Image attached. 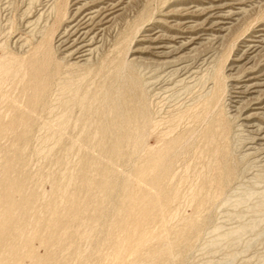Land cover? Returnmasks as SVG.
Segmentation results:
<instances>
[{
	"label": "bare ground",
	"instance_id": "1",
	"mask_svg": "<svg viewBox=\"0 0 264 264\" xmlns=\"http://www.w3.org/2000/svg\"><path fill=\"white\" fill-rule=\"evenodd\" d=\"M199 1L204 6L205 5L206 6L205 7L203 6L204 7L203 8L202 6L197 5L198 7H202L199 10V8H197L195 5L194 6L196 7V9H193V7L188 8L190 6L189 5L188 7L187 6L185 7V9L187 8L185 11L188 14H190V12L195 13L197 16V17H195V19H202L203 18L202 19L203 21L202 22L199 21V23H196L193 20H187L188 19V17H187V19L185 18L184 21H182L181 23L180 22L177 23L183 29L185 28L188 30H193L190 33L188 31L186 32L187 34L180 32L181 33L180 35L174 34L175 36L170 35L171 37L165 36L166 38H164V35H166V34H164V33H163V35H162V33L160 34V32L157 31V29H156L158 26L155 28L156 30L152 26H150L151 24H148L149 26L145 25V26H142L139 28L138 31H139V33L140 32L141 33H140V35L137 34V35H139V38L137 37L138 38L137 43H139L141 45L145 44L146 47L144 46V48H142V50L150 53L153 56L152 59H154L153 61H152V59L150 61H152V63L156 62L160 66H163V68H164L163 70H165V67L167 68V67H170L171 65L172 66L174 64L176 65L177 63H176V61H174V59L176 58L177 55L180 56V57L177 56L178 60L183 55H185L186 52L184 50L191 49L195 44H198V42L200 44V42L202 40H204V37L206 36V34H204V32L215 33L216 37L218 36L219 38L221 35L225 34L226 32L227 33H229L228 31L231 32L232 30H230V29H231V26L233 25V23L237 20H238L237 22H239L240 17H242L246 12L245 11L246 10V7H245V1L246 0H198V2ZM256 1L260 2L262 0H259V1L256 0ZM70 2H71L70 3L71 5H70L69 9L65 10L66 12L62 14V15L65 14V16H64L65 19L62 23L63 24L62 31L59 33V35H57L58 36V38H57L58 44L57 43L56 44L59 45V47L62 49V51H64L63 55L66 57V55L68 54L69 56L68 55L67 56L71 60L70 61L71 63L68 61L69 66H67V67H69V68H67L65 65L64 66L67 69H70L71 66L79 67V69H80V68H82L81 66L86 67L88 65V64H86L87 62L90 63L89 59L91 58L94 50L97 49V44L99 43L98 42L99 37L103 38L101 36V34L105 33L104 30L108 29L109 26H112V23L114 22V20L116 18H118L122 9L125 10L124 7L127 6V5H125V3L128 2V0H71ZM257 2H255V3H257ZM192 3H194V1ZM127 4H129V2ZM189 4H191V3H189ZM66 5L68 6L69 4H66ZM183 10H184V8H183ZM184 16L185 15H183V17ZM152 18H154V17H152ZM189 18L192 19L191 17H189ZM259 22L260 21L255 23V25L251 28L252 31L249 35L242 38L241 44L238 45L239 48L236 50L237 51L235 53L236 55H234L235 58L230 59L231 61H230L229 65L227 64L228 65L227 68H225V65L221 64L220 62H218L217 65L214 66V67L217 66L216 69L213 67L215 70V71L212 70L213 75H211L212 76L211 79H213V81H212L213 85H210V84L208 85V86H212V88L210 89V87H209V91L207 90L208 91L207 93L205 91L204 93H206V94L201 96V97L199 95H200V93L202 95L203 91H201V92L199 91V94L194 91L195 92L194 96L198 95V97H197L198 99L194 98L195 99L194 104L193 105L191 104L192 105V106L190 105L191 108H189V110H186L185 113L180 112L181 115H179V119L184 118L183 119V120H185L184 123L186 122V120L188 121L189 117H190V119L192 118L193 121H195L197 123L198 122L199 123L204 122V124H206V127H205L203 125V123L202 124L200 123V125H203L202 127H205V129L203 128L204 129L203 132L201 131L203 129H201L199 131V129H197L195 126H193L196 128L195 130L202 132L200 138H201V140H204L206 144H204V142H200V144H201V147H202V144L207 146V148L204 147V148H206L205 151L203 149L198 148V147H200L199 144H197V145H199L198 147L195 144L197 148L196 147L194 148V145H192L195 143V142H193V139L196 141V139H197L196 135L199 132L196 134L197 131L193 132L192 131L193 128L191 129V126L189 128L188 127L189 125L188 124L186 125V123H185V126H184V124H183V126L184 127L187 126L186 129L188 128V129H190V131H192V132H190V131L187 132L185 128L183 129L182 126H180L179 121H181V120L177 119V121L179 120L178 121L179 123L176 121H173L178 117L175 115V113H173L174 115H172L173 116L172 118H175V119L171 118L172 123L176 122L175 125L179 124L178 126H180L183 129V131L180 127H178V128H180V130H179L175 126H172L173 124H171V126H172L171 129H173V128H175V130L178 129L182 133L185 130L187 132V134L180 135L177 132H175L174 135L177 133L179 136H176L177 134L175 136H173V135H171L173 132L170 134V132L166 131V132H168V134H166L167 137L169 136V134L173 137L170 136L171 137L170 139H165V140H164V138H161L164 140V141L161 140V141H163V143H161V142L159 143L162 146L160 145L161 146L160 147L157 144L160 148L157 149V147H156V149L154 151H151L150 153H148V156L146 158H144L142 156H140L141 158L137 157L138 161H135V163L137 162V164L132 168V172H131L132 174L130 173V175H132V177L127 176L126 179H123L121 191H122V193H124V195L116 194L118 192V189L116 187H120V185H118L120 180L118 181V183L115 182L117 180H115V181L113 180V178L116 179V177H115L116 176L115 175L116 174L115 173L116 172L115 165L119 162V160H121L120 158H122V156L127 153L126 151L128 150V148H132V152L135 151L137 153V155H138V153L139 154L143 153V152H141V150L143 148H146L144 146L143 139H142L143 132L147 128V126L149 127L150 120H151V118H150L151 114L149 113L150 107H147L148 105H146V103L148 104V102H147L148 99H145L144 89L146 88V85L144 88L143 87L144 83L142 85L140 80L137 78L138 76L136 77L134 75V72L136 74V71H134V67L136 66L135 64L138 61L137 60L138 58L136 56H134V54L137 53L138 50H140V51H142V50L141 49H135L134 51H132L131 55L129 54L130 56L128 55L130 57V59L127 57L129 60H124V58H123L122 60L119 61L118 64L116 62L117 65L115 64V67H114L115 72L113 73V75L110 78L111 80H113L115 82L111 81L113 83L112 84L110 82L112 84L111 87H109L111 85L109 83L110 84L109 86L99 87L100 89L98 88L95 92H92V90H91L92 88L91 89H88L87 87L85 88V86L83 84L85 81V75H86L85 73H87V74L91 73L92 69H90V67L87 66L88 69H90V71L87 70L86 69L87 67H86V68H84V70L86 69L85 71H88V72L82 73L81 75H83V76L76 75L77 76V77L75 76L76 78L74 76H72L75 74L71 75V73L73 72V73L78 74L77 70L75 72L72 69L73 71H71V72L69 71L70 73L68 72L67 75L70 74L73 78H71V77L68 78V77H66L67 76L66 75L65 78H68V79L63 78L64 80L61 77V76H63L62 70H61V76H60L61 79H60V77H58V78H59V82H61V80H63V82L58 83V84H61L60 86L57 84L58 80L55 79L56 80V83H55L56 87H57V85L60 87V88L57 87L60 89V90L58 89L57 91H59V93L62 94V95L58 94V96L60 95L59 99H58L59 105L58 106L56 104L55 105L57 107L61 108L60 109L61 112L59 111V109L55 105L51 104L52 106H55L54 108L58 109L55 111H59L58 113L60 115H59V117H57L58 114H56L57 116L55 115V117L57 120L55 119L54 122L44 125L46 127L45 129H47L48 131L50 130V131L48 133L49 135H46V139L43 138V143H41V141H40V143L44 146V144L47 145L46 141L51 140L50 142H52L54 140L57 145L55 144V142H52L51 143L52 145L54 143L57 147L59 145L65 152L69 151V149H71V147L68 148V145L65 144V142L63 141L64 132H65V130L68 129V126L70 125V121L72 118V112H73L74 107H78V111L79 112L81 111L80 112L81 117L79 119H77L76 123L82 124V126H84V127H87V125H90V127H94L93 133H91V135H85V137H87V139L90 141L92 140V142L93 141L97 142L96 146L98 147L97 148L98 150L95 149L96 146L94 149L96 151H98V153H96V154H99V155H97V157L95 156V158L90 156L91 158H93V163L89 167L88 166L87 167L90 171H92V173L93 172L98 173V176H97L98 178H96V180H92L91 182L89 181L90 183L89 182L86 183L85 181H83V179H81V181H77V182H80L78 184L80 187V190L79 191L76 190V192H73L72 195H70L69 194L70 192H68V194L70 195L69 200L61 202L59 204L58 203L55 204V203L50 202V205H49L50 208L48 210L46 208L44 209L47 211L40 212V213L36 214L33 218L29 217L31 220V224H32V221H34L33 222L34 226L32 227V229H29L26 232V227L28 226L26 215L29 212V208L31 206L35 205L36 203H38V200L40 198L45 199V196L43 195L44 198L39 197L38 193H35V191H34V190H36V188L34 187L35 189L32 190L33 186L31 188V191H28V187L31 184H28V186H27V183L30 182V180L34 177V174H33L32 178L30 177V179L28 180L27 177L23 176L24 172L21 169V166L24 164V149H25L24 146L27 147V145H24V144H26L27 138L25 135H23L21 133L19 135L16 134L19 136L20 140L23 142V143L22 142L21 143L24 146L22 145V148H20V150L15 152V155L13 157L10 158V157H8L9 156L8 155L4 159L3 164L0 165V173L4 177V179H2L3 184L0 182V184L3 185V189H1V186H0V219H2L4 221L5 226H6L5 236L8 235V238H0V241H1L2 245L7 247V249L10 246H11L10 248L14 249V255L12 256V258H14L16 263H20L19 258H21V257L19 255L22 254L23 256H26L28 259H30V261H32L33 264H71V262L69 263V261H67L69 259V257L67 258V256H66V259H65V255H70V253H71L70 251H72L73 249L71 248L72 250H65V248H67V247H65V245L63 243H66L71 238L72 239L70 241H72V243H73L74 239H76L79 236V235L77 237L75 236L78 233V232H76V230L77 231L79 230V232H80V229L76 228V230H75L74 225L76 227V224L74 223V220L75 219L77 220L79 218L82 220V217L85 218L87 216V215L83 216V214H81L82 211H80V209L82 210V205L86 204L88 202H91V201H95V202L99 201L98 202L99 204L96 207V211L97 210L103 211L102 213H100V216H98V218L104 219L105 218L104 213L105 212L108 213L110 211L107 209V207L111 203L109 205L107 204L108 205L107 207L105 206L107 203L106 201H108V199H110V198L113 199V201H114V203H113L114 206L112 208L115 210L114 211L115 214L113 213L114 215L113 216L111 215V217H110V219L112 220V223L110 221L111 224H110V226L108 225V228H107V229H109L107 237L104 238L101 241V243H104V245H105V243L108 242L107 240L109 238L110 246H111V248L114 249L113 254H114L115 258L114 257L113 258H114L115 262L113 261L114 262L113 264H135V262H137V261H139L140 264L141 263H144V264H162V260L164 258L171 257L173 255H176V256L180 255L181 252H183L182 250H185V248L191 247L192 238L197 236L199 234V232L202 231L204 223H199L198 220L191 217L192 219H187L185 221H184V219H182V221H184V223L181 225V227H179L178 229H175V230L170 229L171 227L169 228L167 226L166 228L162 229L159 232H154L153 228H154V223L156 222L157 218L164 217L167 214L168 210L170 208H172V206L175 203L178 202V199L180 197V192H179L180 189H179L178 185L177 186H175V185L168 186L167 183L172 184V183H170V180L173 179V176L176 177L177 173L173 172V166H175L174 163L180 162V160H177L180 157V154L183 151L184 152L186 151L185 152V153H187L186 155L183 153L182 154H183V156L189 157V155H191L192 153L190 154L188 152L192 148H194L195 150L200 149L201 151H204L202 153L199 150V152L202 153L203 157L206 158V161H207V159L209 160V162L207 161L209 164L207 162L205 163V166H206V164H208L207 165V172L204 174L205 171L203 169L202 170L204 172L202 170H200L199 171V176H200L199 180L200 181H199V183L197 182V184L195 185L194 188L193 187L191 188V191H190L191 193H189L190 196L188 195L189 198L191 199L190 201L192 202V203L190 202L191 204L189 203L190 205H192L194 203L196 206L195 208L199 212L207 204H210L211 202L213 203V201L216 198L221 196L223 199L222 203H224V204L231 203L233 206H235L237 208L242 207L245 209H246V207H243V206H245V205L248 206L247 204L250 205L251 200H255L254 204H253V202L251 203V204H253V206L252 205H250V206L254 209L253 211L258 212V213L261 212V214L259 213L260 215H258L259 217H257V216H255V218L252 217L253 220L251 222H249V224L248 223L241 224L237 228H235L233 230L231 229L230 231H226V232L221 231L220 232L219 231L220 228L217 229V226H216V228L214 229V227H213V229L215 231L214 233L216 234V236H214L215 237L214 240L208 242L209 245L207 244L208 245L207 247H209V248L213 247V248H211L212 251H213L214 247H217V248L219 247L218 249L220 250L223 246L222 244H225L226 246H224V247L229 248L228 246H230V249H231L230 252H232L231 247L236 248L238 245L241 244V242H242L241 237L246 236L247 233H252V232H257V233L259 232L260 233L261 230H259V228L262 225V223H264V207H263V205H264V191L262 193H258L257 191L251 189L248 191L246 190L245 193H243V195L237 199H233V197L231 198V196H229V197L226 196V198H223V196H225V192H226V188H227L228 184H232L231 182H234L233 178L237 174V166H236L237 164L233 160L234 158L232 157V153H233V151H232L233 149L231 150L232 146L229 144V142H227V140H228L227 138L229 137L228 136L229 129L227 126L228 125L227 123H229V122H227V120L230 117L226 120L225 115H227V114H225L223 112L225 108L227 109L226 104H225L226 107L224 106L225 108L222 110V108H223L222 107V103H223L222 99H224L225 90L227 89V87L225 88V85H224L225 81H223L224 78H226L225 77V73H226L225 69L227 71H229V73H227L229 75L230 73H232L231 71H233L235 69L237 70V68L239 69V67H240V69H241V67H243L242 69L245 68L246 72L243 75V78L239 79L240 77L238 78L237 75H234V76H236L235 78H238V80H236L235 82L233 81L234 82L233 84H231L232 83L231 82L230 84L232 86L229 85L231 87V89L229 92L230 95L228 96L229 97L228 106L230 108H234L236 104H238V103L241 104L240 102L246 101V102H244L245 105L243 108L239 107V104L237 105L238 108L243 109V111H241V112H243V114L241 116L242 117V121H241L242 123H240V124L245 126L247 128V130L251 131V133L253 134V140H254L255 144L257 143L258 145L264 147V57H262L260 60V57L264 55V54L262 55L264 50L262 51L261 56L258 55L259 49L264 44V22H260V23ZM144 23H145V21H144ZM172 25H174V24L169 23L170 27H172ZM160 27H161V25H160ZM232 27L234 28V26H232ZM182 28H180V29H182ZM201 31L203 34L200 33ZM245 32H247V31H245ZM50 35H51V37L53 36L52 34H50ZM211 35L213 36V34H211ZM226 35H229V34H226ZM245 35H246V33H245ZM241 36H243V35H241ZM51 37H50V39H51ZM126 37L124 38L125 40L128 38V37L127 38ZM209 37H210V34H209ZM207 38H208V36H207ZM221 38L219 41H221ZM225 38H226V36H225ZM222 39L224 40V37ZM101 40L102 39H100V41ZM207 40H209V39H207ZM50 41L49 42L47 41L46 46L43 43L44 46L43 47L40 46L41 48L39 47V49L33 54V56L30 57V59L25 63V65H27L25 68L28 69V71H26L25 75L28 76L29 78H31V82L29 83V86L25 90V92H26L27 89H29L28 92L30 93V97H29L28 102L30 103V106H31V110H30L31 112L24 113V114H20V112H19L20 115H15L9 124H7L6 126L4 125V129H3L4 131L8 130V132L11 131V132L17 133L16 131L18 128L23 127L27 124L30 125V129H31V127H32L31 123L33 122L32 112L34 109L37 108V105L39 104L40 101L43 102L45 100V98H44L45 94H48L47 92L49 90V87L51 88V86H50L51 74L49 72L48 67L52 63L51 61H52V50L53 49L51 48V44H50V47L48 46ZM133 41H135V40H133ZM135 42H133V43H135ZM56 44H54V45L57 46ZM53 48H54V46H53ZM56 49L58 50V48H56ZM182 51H184L185 53L184 54L181 53ZM191 51H192V49H191ZM260 51H261V49H260ZM95 52H96V50H95ZM180 53L183 55H180ZM127 54H128V52H127ZM127 54H125V55H127ZM186 54H188V52ZM256 54L258 55V59L260 60V61L258 60V62H256V60H257V58H255ZM53 56H55V55H53ZM53 60H55L54 57H53ZM57 60L55 62H57L59 64V62H58L59 60L58 61ZM141 60L142 59H140L139 61H141ZM184 60H186V59L184 58ZM226 61H225V63H227ZM13 62H16V61L15 60H5V59L0 60V74H2L3 76H6V77L16 75L18 73V71H20V68L22 67V65H21V63L19 64V70H18L12 65ZM179 63H181V62H179ZM182 63H183V60H182ZM85 64H86V66H84ZM60 65H62V64H60ZM105 65L106 64H104L103 66H105ZM182 65H180V66H182ZM54 66H56V64H54ZM100 66L98 68H100ZM137 66H139V65H137ZM179 67H177V69ZM57 68H59V67H57ZM64 68L62 66V69H64ZM71 68H74V67H71ZM98 68H96V69L99 71ZM183 68H185V66L182 67V70H184ZM79 69H78V72H79ZM100 69H101L100 71L103 72L104 69L103 68H100ZM161 69H162V67H161ZM175 69L176 68H174V69L172 68L171 70H174V71H176L177 74H179L180 72L178 73L177 70H175ZM188 69H189V67H188ZM240 69L238 71H240ZM242 69H241V71H242ZM55 70H57V69H55ZM59 70L60 69H58V71ZM106 70H108V69H106ZM171 70H169L168 73H171L170 72ZM63 71H66V69ZM82 71H83V69L80 70V72H82ZM178 71H181V70H178ZM238 71H236V72H238ZM95 72H97V71H95ZM101 72L98 74L101 75ZM104 72H106V71H104ZM190 72L191 71L189 69V73ZM194 72H193V74H194ZM236 72L235 73L233 72V73L236 74ZM242 72H244V71H242ZM109 73H111V72H109ZM64 74H65V72H64ZM188 74H186V75H188ZM195 74H196V72H195ZM57 75H58V72H57ZM105 75H106V73H105ZM211 76L207 77V75H206L207 81L206 80L205 81L208 82V78L210 79ZM229 77L231 78L232 76H229ZM180 78H182V77H179V79ZM183 78H184V76H183ZM187 78L188 77H185L184 79H187ZM230 78H228V79H230ZM87 79H88V77H87ZM203 79H205V76H202L201 81ZM228 79H225L227 83L229 82ZM181 81H183V80H181ZM181 81H180V83L182 85L183 83ZM188 81L192 82V80H190V79ZM195 81L196 80H194V82H192L193 88H194ZM205 81L201 85L199 84V85H197L198 87L197 86L196 87L199 88V86H200L202 88V89L201 88L200 89L203 90L202 85L203 84L207 85V83H205ZM187 82H185V84ZM196 82H198V80ZM192 83H190V84L188 83L189 87L187 86L188 84H186V87H188V90L191 89L190 86ZM199 83H201L200 79H199ZM209 83H211V82L209 81ZM227 83H225V84H227ZM105 84L107 85V83H105ZM185 84L183 86H185ZM206 85H204V87ZM193 88L189 91L187 90L188 93L190 91H193ZM187 91L185 90L184 93L185 92L187 93ZM65 94H67V95L65 96ZM189 94H191V93H189ZM61 96H62V98H61ZM192 96H193V94H191L190 97H192ZM194 99L192 98V100H194ZM58 100L56 99L55 101H58ZM49 102H50V100H49ZM50 103H48V104H50ZM56 103H58V102H56ZM190 103L191 102L189 101V104ZM226 103H227V101H226ZM48 104H46V105H48ZM40 106H43V105L41 104ZM52 106L50 109L53 110ZM229 107H228V109H230ZM79 108H80V110H79ZM40 109H42V108H40ZM50 109L47 110V112L50 111ZM236 109L237 108L235 107L234 110H236ZM43 110L46 111V109H43ZM239 110L236 112V114L239 112ZM231 112L233 113V111H231ZM78 113H76V114L79 117ZM49 114H50V112H49ZM236 114H233V115H236ZM35 115H36V113H35ZM230 116H231V113H230ZM78 117H76V118H78ZM185 117H187L188 119H186ZM73 119H74V117H73ZM166 119H165L166 122L169 121V122H167L168 125L165 123L164 119H161L162 121L161 120L160 121H154L152 119L153 120L151 122L152 128L154 125L153 123L158 122V123H160L159 127H160V125L165 123L169 129V127H170L169 124L171 123L170 118L168 117L169 120L168 119L166 120ZM74 121H75V119H74ZM191 122L188 121L187 123L191 124ZM193 125H194V123H193ZM242 125H240V126H242ZM38 126H39V123H38ZM151 126H150V128H151ZM156 126H157V124H156ZM166 126H165V130L167 129ZM28 127H26V128H28ZM90 127H88V128H90ZM161 128H162V126H161ZM35 129L37 130V128H35ZM83 129H85V128H83ZM153 129H155V128H153ZM171 129H169V131H171ZM165 130L163 129L164 132H165ZM164 132L162 134H164ZM161 133H159V134L161 135ZM146 134H148V133H145V135ZM159 134L156 135V133H155V135L158 136L159 138L165 135L164 134V135L160 136ZM199 136H200V134H199ZM83 137H84V135L82 137H80V139L79 138L78 139L79 140L84 139ZM249 138H251V137H249ZM78 139L76 141H78ZM44 140H45V142H44ZM201 140H199V141H201ZM197 141H196V143H197ZM219 141H221V143H219ZM48 144H49V142H48ZM76 144H77V142H76ZM191 145L193 147H191L190 149H187ZM43 146H42V148H43ZM249 146L253 147L254 145L253 146L249 145ZM256 147H258V146H256ZM245 148H246V146H245ZM247 148H248V145H247ZM260 148H258V149L260 150ZM262 148H261V150H262ZM47 149H48V147H47ZM124 149H126V151ZM194 149L191 150V152L192 151L194 152L195 151ZM39 150H38L39 152L42 151V153L44 154L45 151L43 152V149L39 148ZM63 150L61 151L62 153H63ZM145 150H147V149H145ZM245 150H247V149H245ZM34 151H35V149H34ZM196 151L194 153H198ZM39 152H34V157H37L38 155H36L35 153L39 154ZM249 152H251V151H248L247 153H249ZM194 153H193V155H194ZM25 154H26V149H25ZM127 154H129V153H127ZM130 154L132 155V153H130ZM130 154H129V156H130ZM144 156H146V155H144ZM183 156H182V158H183ZM46 157H47V155H46ZM46 157H45V159H46ZM263 157H264V154H263ZM29 158H30V155H29ZM49 158H51V157H49ZM134 160H137V159L134 158ZM182 160L184 161V158ZM49 161H50V159H49ZM58 161H60V160H58ZM176 161H178V162H176ZM86 162H89V161H86ZM118 166H117V168H118ZM26 167L27 166L25 165V168ZM27 168L23 169V170L27 171ZM41 169H43V168H41ZM119 169L120 168H118V170ZM204 169L206 170L205 167H204ZM44 171H46V170H44ZM43 172H41V173H43ZM38 173H39V170L35 176H37ZM47 173H48V171L45 173L46 175H44V174H42V175L47 177V175H48ZM110 173H114L115 176H110L111 175ZM173 173H175V175ZM94 175H95V173H94ZM180 176H181V174H180ZM180 176H178V177L181 180ZM50 177H49V180H50ZM39 178H41V176ZM81 178H82V176H81ZM184 178H185V176H184ZM186 178H185V180H186ZM35 179H37V178H35ZM42 179H45V178L43 177L39 181L40 182L44 181ZM46 180L48 181V178ZM173 180H175V178ZM176 180H178V179H176ZM197 180H198V178H197ZM134 181L136 182V186L135 187L132 186L133 188H131V183ZM182 181H183V179H182ZM259 181L264 182V177L260 178ZM67 183L71 184V180H69V182L66 181V184H62L58 180H54L52 182V185H53V188H55L57 191H64L66 193L67 192L66 190L69 187L68 186L69 184H67ZM176 183H177V181H176ZM40 184H42V183H40ZM26 186H27V190H26ZM35 186H36V183H35ZM39 188H41V186ZM116 189H117V191H116ZM37 190H38V187H37ZM115 191H116V193H115ZM113 194H116V195H114L115 197L113 196ZM17 195L19 196V198L16 197ZM47 197H48V195H47ZM47 197H46V199H47ZM111 199H110V202H111ZM50 200L48 198V200H47L48 203ZM187 200H189V199H187ZM68 204H71V207L74 208L73 212L71 211V207H70V205L68 206ZM94 206H96V205H94ZM250 206H248V207H250ZM68 207H70V208H68ZM88 210H89V208H88ZM105 210H108V211H105ZM241 211H245V210H240V212L236 213L238 215L237 217H239V218L244 214V212H241ZM110 212H112V211H110ZM97 214H96V216H97ZM110 214H112V213H110ZM194 214H197V213H194ZM43 215L45 217H47L46 222H44V220H43V217H42ZM194 216H196V215H194ZM108 217H109V215H108ZM198 217L199 216H197V218ZM84 218H83V220H84ZM94 218L95 217H93V219ZM242 218H243V216L241 217V219ZM91 220H92V218H91ZM174 220H175V218H174ZM99 221H101V220H99ZM99 221H97V222L95 221L96 224ZM180 221L181 220H179L177 223H179ZM177 223H175V225ZM96 224L95 223L88 224L89 226H91L90 227L91 230L89 232H91L93 230L94 231L91 233L95 232V230L98 227V226H96ZM168 225H170V224H168ZM72 226L74 229L72 228ZM71 228L73 229V231H75V232H72V235H73V233H76L74 235L75 237L73 236L70 238L71 233H69L68 236L70 239H67L66 242H64L65 241L64 237L67 236L68 230L69 229L71 230ZM85 229L87 230V228H85ZM89 232L87 231L86 233H84V231L82 229V232L80 233V235L82 233H83V235L84 234L86 235ZM22 235H27V237L21 238ZM88 235H93V234L89 233V234H87V236ZM10 238H12V240ZM63 238H64V240H63ZM170 238H175V239H170ZM36 240H38L39 243L45 248V251H46L45 255H39L37 253V249L34 246V242ZM153 242H156V245L152 248V250L145 251L144 247L147 244L151 245V243H153ZM70 244L71 243H69V241H68L67 246H71ZM38 246H40V245H38ZM38 246H37V248H39ZM61 246H62V248L65 247L64 250L66 251V253H65L63 258H62V256L60 257L62 259H59V258H57L56 255H58V253L60 252L59 248ZM224 247H223V249H224ZM62 248H61V250H62ZM69 248L70 247H68V249ZM234 250H233V252L236 251V253H237V250H235V251ZM86 251H87V249H86ZM98 251H99V249L97 250V252ZM72 252L78 253L77 251H72ZM62 253H64V251ZM229 253H228L229 259L232 256V254H234V256H232V258L236 256V253H231V255ZM72 255H73V253H72ZM129 255H132L134 257V259L132 260L133 262L129 261V259H128ZM167 260H168V258H167ZM110 262H108V263L110 264ZM89 263H85V264H89Z\"/></svg>",
	"mask_w": 264,
	"mask_h": 264
},
{
	"label": "rangeland",
	"instance_id": "2",
	"mask_svg": "<svg viewBox=\"0 0 264 264\" xmlns=\"http://www.w3.org/2000/svg\"><path fill=\"white\" fill-rule=\"evenodd\" d=\"M70 1L71 0H0V60H3V59L15 60L16 62H13L12 65L18 70H19V64L21 63V65H22V67L20 68V71H18V73L16 75L6 77V76H3L2 74H0V127L2 126L0 128V165L3 164L4 159L8 155H9L8 157L11 158L15 155V152H17L18 150H20V148H22L23 142L20 140L18 135L20 133L25 135L27 138V141H26V144H24V145H27V147L23 145L24 148L26 149V154H25V149H24V164L21 166V169L24 173L23 172L22 173H23V176L27 177L28 180L30 179V177L32 178V176L34 174V177L30 180V182L27 183V186H28V184H31L28 187V191H31V188L33 186L32 190H34L36 188V190H34V191H35V193H38L39 197H43V195L45 196V199L40 198L38 200V203L33 205L34 207L31 206L29 208V212L26 215L27 222H28V226L26 227V232L29 229H32V227L34 226V224H33L34 221H32V224H31V220L29 217L33 218L36 214L43 212V211H47L50 208V206H49L50 202L55 203V204H57V203L59 204L61 202L69 200V197H70V195L73 194V192H76V190L77 191L80 190V187L78 185L80 182H77V181H81V179H83V181H85L87 183L89 181L91 182L92 180H96V178H98L97 177L98 173H96V172L92 173V171H90L88 169V167L93 163V158H95V156L97 157V155H99V154H96V153H98V151H96V150H98L97 149L98 147L96 146L97 142L96 141L92 142V140L90 141L87 139V137H85V135H91V133H93L94 127H90V125H87V127H84V126H82V124L76 123L77 119H79L81 117V113H80L81 111L80 112L78 111V107H74L75 110L73 109V112H72V118H71L70 125H69L70 127L68 126V129L65 130V132H64L63 141L65 142V144L68 145V148L71 147V149H69V151H67L68 153L65 152L59 145L57 147L56 146L57 144L54 140L52 142H55L56 145L54 143L52 145L51 144L52 142H50L51 140L46 141L47 145L44 144V146H43L41 144V143H43V138L46 139V135H49L48 133L50 131V130L48 131L47 129H45L46 127L44 125L54 122L56 119V117H55L56 114H58V116L56 115L57 117H59V115H60L58 112L60 111L61 108L57 107V106L59 105V100H58L59 96L62 94H60L59 91H57L60 88L59 86L61 85L58 83L63 82V80H64L63 78H65V76L67 75V73L69 71L71 72L74 70L76 72V70H77L78 74L73 73V72L71 73V75L75 74V75H72L75 77L76 75L83 76V75H81L82 73L88 72V71H85L86 69L89 71H90V69H92L91 73H88L89 75L87 73H85L86 74L85 75V81L83 84H84L85 88L86 87L88 89L92 88L91 89L92 92H95L99 87L109 86L112 82H115V81L111 80L110 78L113 75V73L115 72L114 67H115L116 62L118 64L119 61L122 60L123 58H124V60H129L130 59L129 56L131 55L132 51H134L135 49H141L142 50V48H144L145 44L141 45V44L137 43V41H138L137 39L139 38V35L141 33V32L139 33V31H138L140 27L145 26V25L149 26L148 24H151L150 26H152L155 29L158 26L156 28L157 31H159L160 34L162 33V35H163V33L166 34V35H164V38H166L167 36L171 37V36H175V35H180L181 33H186L187 31L189 33L192 32L193 30H188L185 28L183 29L182 27H180L177 24L179 22L181 23L182 21H184L185 18L187 19V17H188L187 20H193L196 23H199V21H201V22L203 21L202 20L203 18L202 19H195V17H197L195 13L190 12V14H188L185 11L187 9V8L185 9V7L186 6L188 7L189 5L190 6L188 8L193 7V9H196V7H197L200 10L204 5L200 1L198 2V0H193L194 3H192L193 2L192 0H131V1L128 0L129 4H127L128 2H126L125 5H127V6H125V5H124L125 7L123 6L125 8V10L122 9L123 11L121 10V13L119 14L118 18H116L114 20V22L112 23V26H109L108 29L104 30L105 33L101 34V36L103 38L99 37L98 42L99 43L101 42V43L97 44V49H95L96 52L94 50V52L92 54L93 57L91 56V58L89 59L90 63L89 62L86 63V64H88L87 66L90 67V69H88V67L85 64L84 66H86L87 68L81 66L82 68L79 69V67L71 66V67H74L75 69L70 67V69H71L70 70V69H67V68H69V67H67V66H69L68 65L69 62L71 61L68 57L69 55L67 54L68 55L67 56L65 54L66 55V57H65L63 55L64 51H62V49L59 47V45H57L58 44L57 43V38H58L57 35H59V33L62 31V28H63L62 23L65 19V17H64L65 14L64 15H62V14L66 12L65 10L69 9V7L71 5ZM255 2H257V1L256 0H246L245 1V7H246L245 14L242 17H240L239 22H237L238 21L237 20L233 23L232 26H234V28L231 26V29H230V30H232L231 32L228 31L229 33L226 32L225 34H223L224 36L223 35L220 36V38L222 36L224 37V40L222 39L223 37L221 38L222 42L219 41L220 38L218 36L216 37L215 33L204 32V34H206V36L204 37V40H202L203 42L201 41L200 44L198 42V44H195L196 46L195 45L193 47L191 46L192 51H191V49L184 50L186 53L188 52V54H186L184 51H182L181 53H183V54L185 53V55H183L181 53H180V55H183L184 57L182 56L178 60L177 58L180 56L177 55L178 57L176 56V58L174 59V61H176L177 64L176 65L174 64L173 66L171 65L170 67H167V68L165 67L166 71L163 70L164 69L163 66H160L156 62L152 63V61L154 59H152L153 56L150 53L145 52L143 50L142 51L138 50V52L134 54V56H136L138 58L137 59L138 61L136 62L135 65L136 66L139 65L137 67L136 66L134 67V71H136V74L134 72V75L136 77L138 76L137 78L140 80L142 85L144 83V85H143L144 88L146 85V88L145 89L143 88V89L145 92V99H148V101H147L148 104L146 103V105H148L147 107H150V109H149L150 112L149 111L148 112L151 114V115L149 114L151 116L150 117L151 120H150L149 127L147 126V128L143 132L142 139H143L144 146L146 148H143L141 150V152H143L144 154L138 153V155H137V153L135 151L132 152V148H128L127 151H126V149H124L127 153H129V154L132 153V155L130 154V156H129V154L126 153L125 155L122 156V158H120L121 160H119V162L117 163L119 166L117 164L115 165V168H116L115 169L116 170L115 175L116 176L114 175V173H110L111 174L110 176L116 177V179L113 178L114 181L117 180L115 182L118 183L119 180L120 181L122 180L121 182L119 181V183H118V185H120V187H116L118 189L117 193H116L117 189L115 191L116 194L124 195V193H122V191H121L123 179H126L127 176L132 177V175H130V173L132 172V168L137 164V162L135 163V161H138L137 157L142 156V157L146 158L148 156V153H150L151 151H154L156 149V147L158 149L162 146L161 144H159L160 142L163 143V141L165 139H170L171 137L175 136L177 133L180 135L187 134V132H189L190 129H188V128L186 129L187 126L184 127L185 123H186V125L187 124L189 125L188 126L189 128H190V126H191V129L193 128V130H192L193 132L197 131L196 134L201 129H203V128L205 129L206 124H204V122H200L201 124L203 123V125L205 126V127H202L203 125H200L199 122H198L199 123L198 124L197 122L193 121L192 118H191L192 119L191 120L190 117H189L188 121H190V122L192 121L194 123V125L192 122H191V124L187 123L188 122L187 120L184 123V121H185V120H183L184 118L179 119V115H181L180 112L185 113L186 110H189V108H191V106L194 104L195 99L198 97V95L197 96L195 95L196 97L194 96L195 92L199 94V91L200 92L203 91L202 95H201V93L199 95L201 97L209 91V87H210V89L212 88V86H208V85L209 84L213 85V82H212L213 79H211L212 78L211 75H213L212 70H214V68L216 69V67H217V66L216 67H214V66L217 65L218 62H220L221 64L225 65V68H227L230 61H231L230 59L235 58L234 55H236L235 54L237 52L236 50L239 48L238 45L241 44L242 38H244L245 36H247L251 33V31H252L251 28L255 25V23H257L258 21L264 22V0L257 2V3H255ZM189 3H191L192 5ZM66 4H69V5L67 6ZM197 5H200L202 7H198ZM182 7L184 8V10ZM183 15H185V16L183 17ZM152 17H154V18H152ZM189 17H191L192 19H190ZM144 21H145V23H144ZM169 23H172L174 25H172V27H170ZM160 25H161V27H160ZM180 28H182V29H180ZM245 31H247V32H245ZM200 33L203 34L202 31ZM245 33H246V35H245ZM50 34H52L53 36L51 37ZM137 34H139V35H137ZM209 34H210V37H209ZM211 34H213V36ZM226 34H229V35H226ZM241 35H243V36H241ZM49 36L51 37V39ZM207 36H208V38H207ZM225 36H226V38H225ZM125 37L127 38L126 40L124 39ZM206 38L209 40H207ZM100 39H102V40L100 41ZM133 40H135L136 42ZM47 41L48 42L50 41L48 46L50 47V44H51V48L53 49L52 50V61H51L52 63L48 67L49 72L51 74V78H50L51 88L49 87V90L47 92L48 94H45V97H44L45 100L43 102L40 101L39 104L37 105V108L34 109L32 112L33 122L31 123L32 124L31 129H30V125L27 124L29 127L27 125H25V126L28 128H26L25 126L20 127L17 129V131H16L17 133H14L11 131L8 132V130L4 131L3 130L4 125L6 126L7 124H9L15 115H20V114L31 112L30 111L31 106H30V103L28 102L29 97H30V93L28 92L29 89H27V91L25 92L26 88L29 86V83L31 82V78H29L28 76L25 75L26 71H28V69L25 68L27 66V65H25V63L30 59V57L33 56V54L39 49L40 46L43 47L44 44L46 46ZM133 42H135V43H133ZM54 44H56L57 46H55ZM53 46L55 49L53 48ZM262 47L264 48V44L262 45ZM262 47L260 48L261 51L259 49V52H258V55H260V56H261L262 51L264 50ZM56 48H58V50ZM127 52H128V54H127ZM125 54H127V55H125ZM263 54H264V51H263L262 55ZM53 55H55V56H53ZM256 55H255V58H257V60L256 59L255 60H256V62H258V60H259L258 55L257 56ZM53 57L55 60H53ZM262 57H264V55L260 57V60ZM184 58L186 60H184ZM140 59H142V60L139 61ZM151 59H152V61H150ZM56 60L59 62V64L57 62H55ZM182 60H183V63H182ZM225 61L227 63H225ZM179 62H181V63H179ZM103 63L106 65L103 66L104 65ZM54 64H56V66H54ZM60 64H62V65H60ZM180 65H182V66H180ZM62 66H63V68L64 67L65 68L62 69ZM99 66H100V68L104 69L103 72L100 71L101 69L98 68ZM184 66H185V68H183L184 70H182V67H184ZM57 67H59V68H57ZM161 67H162V69H161ZM177 67H179L180 69L179 68L177 69ZM188 67L191 71L190 73H189ZM84 68H86V69L84 70ZM96 68H98L99 71ZM105 68L108 70H106ZM172 68L173 69L176 68L175 70H177V72L178 73L180 72V73L177 74L176 71L171 70ZM242 68L243 67H241V69ZM55 69H57V70H55ZM58 69H60V70L58 71ZM65 69H66V71H63ZM78 69H79V72H78ZM81 69H83L82 72H80ZM239 69H240V67H239ZM239 69L237 68V70L235 69V70L231 71L232 72V73H230L231 75L230 74L228 75L227 73H229V71H227L225 69V72H226L225 77L226 78H224L223 81H225L224 85H225V88L227 87V89L225 90V94H224L226 97L224 96V99H222V101H223L222 107L223 108L221 107L223 110L227 106V109L225 108L227 111L225 109L223 111L225 114H227V115H225L223 113L226 116V120L230 117L227 120V122H229V123H227L228 129H229V134H228L229 137L227 139L229 141L227 140V142H229V144L232 146V148H231V150L233 149L232 150L233 151L232 157L234 158L233 160L237 164L236 165L237 166V174L233 178L234 182H231L232 184H228V186L226 188L225 196H223V198H226V196L227 197L231 196V198L233 197V199H237L240 196H242L246 190L248 191V190L253 189V190L257 191L258 193H262L264 191V182L259 181L260 178L264 177V162H263L264 161V159H263L264 158L263 157L264 147L258 145L257 143H256L257 144L256 145L254 140H253V134L251 133V131L247 130V128L245 126L240 124V123H242L241 122L242 121L241 116L243 114V112H241V111H243V109H241V108L244 107V105H245L244 102H246V101L240 102L241 104L238 103L239 107H241V108H238V106H237L238 104L235 105V107L238 110L240 109L237 114H236V112L238 110L237 109L234 110L235 107L230 108L228 106V104H229L228 103L229 102L228 96L230 95L229 92L231 89V87L229 85L233 84L236 80H238L239 77H240L239 79L243 78V75L246 72L245 68L242 69V71H244V72H242L241 69H240V71H238ZM61 70H62L63 76H61ZM169 70H171L170 71L171 73H168ZM178 70H181V71H178ZM56 71L58 72V75H57ZM95 71H97V72H95ZM104 71H106V72H104ZM194 71L196 72V74ZM236 71H238V72H236ZM64 72H65V74H64ZM100 72H101V75L98 74ZM109 72H111V73H109ZM193 72H194V74H193ZM233 72L234 73L236 72V74H234ZM105 73H106V75H105ZM186 74H188V75H186ZM68 75L66 77L73 78L70 74H68ZM206 75H207V77L211 76L210 79L208 78V82H206L207 81ZM234 75H237L238 78H235L236 76H234ZM60 76L63 79V80H61V82H59V78H58ZM183 76H184V78L188 77L187 79L192 80V82H194V80H196V81L198 80V82L195 81L194 88H193V83L189 82L187 79H184ZM202 76H205V79H203L201 81ZM229 76H232V77L230 78ZM61 77H60V79H61ZM87 77H88V79H87ZM179 77H182L183 79L182 78H180V79L183 81H181L179 79ZM68 78H65V79H68ZM228 78H230V79H228ZM55 79L58 80L57 84L59 86L57 85V87H59V88L56 87V84H55L56 80ZM199 79H200L201 83H199ZM225 79H228L229 82L227 83ZM179 80L183 83L182 85H181ZM204 81H205V83H207V85L206 84L202 85L203 90H201L202 88L200 86H199V88H197L198 87L197 85H199V84L201 85ZM209 81L211 83H209ZM185 82H187L186 84L192 83L190 88L191 89L193 88V91L189 92V93L193 94L192 97H190L191 94L188 93V91L191 90V89L188 90L189 84L187 85L188 87H186ZM105 83H107V85ZM225 83H227V84H225ZM112 84L109 87H111ZM184 84H185V86H183ZM204 85H206V86L204 87ZM185 90L186 91L188 90L187 93L185 92L186 94L184 93ZM205 91H206V93H204ZM58 94H60V95L58 96ZM66 95L67 94H65V96ZM61 98H62V96H61ZM192 98L193 99L195 98V99L192 100ZM56 99L58 101H55ZM49 100L51 103L49 102ZM189 101L191 102L190 104H189ZM226 101H227V103H226ZM56 102H58V103H56ZM48 103H50V104H48ZM41 104L43 106H40ZM46 104H48V105H46ZM51 104L52 105L56 104L57 106L56 105L55 106L59 109V111H55L58 109L54 108L55 106H52ZM225 104H226V106H225ZM50 105L53 107V110L50 109L51 108ZM228 107L230 109H228ZM40 108H42V109H40ZM48 108L50 109V111L47 112V110H49ZM43 109H46V111ZM79 110H80V108H79ZM231 111H233V113ZM19 112H20V114H19ZM49 112H50V114H49ZM35 113L37 116L35 115ZM76 113H78L79 117L77 116ZM173 113H175V115L178 116L176 119L172 118L173 117L172 115H174ZM230 113H231V116H230ZM233 114H236V115H233ZM73 117H74L75 121H74ZM76 117H78V118H76ZM168 117L170 118V122H171L169 124L170 125L169 129H171L172 126H175L176 128L182 126V128L183 129L185 128L187 132L185 130L183 133L181 131H179L181 127L178 128L179 130L178 129L175 130V128H173V129H171V131H169L168 126H166V124L168 125L167 122H169V121H167V122L165 121V119L166 118L168 119ZM171 118L175 119L173 121H176V122L181 120V121H179L180 123L178 122L180 124V126H178L179 124L175 125L176 122L172 123ZM185 118L188 119L187 117H185ZM152 119L154 121H160L161 119H164L166 124L164 123L165 125L162 124L159 127L160 123L154 122L153 128H155V129H153L151 126L152 125L151 122L153 121ZM177 119H179V120L177 121ZM38 123H39V126H38ZM156 124L159 128L156 126ZM171 124H173V125L171 126ZM183 124H184V126H183ZM240 125H242V126H240ZM150 126H151V128H150ZM161 126H162V128H161ZM165 126L167 128L166 130H165ZM193 126H195L197 129H199V131L195 130L196 128ZM82 127L85 129H83ZM88 127H90V128H88ZM35 128H37V130ZM163 129L165 130V132L166 131L170 132V134L173 132L171 134L173 136H171L169 134V136L167 137L166 134H168V132L165 133L163 131ZM183 129H182V131H183ZM204 129L201 131L203 132ZM162 131L164 132L165 135L162 134L163 133ZM192 131H190V132H192ZM175 132H177V133L174 135ZM202 132H199L197 135L195 134L197 136V137L195 136L197 139L195 137L194 138L196 139V141L197 140L198 141L196 143V141L193 139V142H195V143L192 145H194V148H195L196 145L199 144L200 147H198L199 145H197V147L200 149H203L205 151L207 146L204 144H206V143L204 140H201V138H200ZM145 133H148V134L145 135ZM155 133H156V135L161 133V135H164V136L159 138L158 136L155 135ZM16 134H18V135H16ZM178 134L176 136H179ZM199 134H200V136H199ZM81 135L82 136L84 135V137H83L84 139L79 140L80 137H82ZM248 136L251 138H249ZM161 138H164V140ZM77 139H78V141H76ZM161 140H163V141H161ZM199 140H201V141H199ZM40 141H41V143H40ZM44 142H45V140H44ZM48 142L51 146L48 144ZM76 142H77V144H76ZM200 142H204V144H202V147H201ZM219 143H221V141H219ZM157 144L159 146L160 145L161 146L159 147ZM192 145L190 147H188L187 149H190L191 147H193ZM247 145H248L249 149L247 148ZM249 145H252V146L254 145V146L251 147ZM42 146H43V148H42ZM46 146L48 147V149ZM95 146H96V148H95ZM245 146H246V148H245ZM256 146H258V147H256ZM204 147H206V148H204ZM260 147L261 148L263 147L262 150ZM39 148L43 149V152L45 151L44 154L42 153V151L39 152L40 151ZM194 148H192L191 150H193ZM258 148H260V150ZM34 149H35V151H34ZM145 149H147V150H145ZM200 149H198V150L196 149L197 151L194 149L198 153H194L195 151L191 152V150H189L188 153H190V154L192 153L191 155L188 154L189 157L183 156V154H185V155L187 154V153H185L186 151L185 152L183 151L182 152L183 154L181 153L180 157L177 159V160H180V162L176 161L178 163H174L175 166H173V172H176L177 174H176V177L173 176V179L175 178V180H173V179L170 180V183H172V184L167 183V185L168 186H173V185L177 186L178 185V187L180 189L179 190L180 197L178 199V202L174 204L175 206L173 205L172 208H170L168 210L167 214L164 217L157 218L156 222L154 223L153 230H154V232H159L162 229L166 228L167 226L169 228L171 227L170 229L175 230V229H178L179 227H181V225L184 223L185 220L192 219V218L198 220L199 223H204V226L202 228V231H200L197 236L192 238L191 247L185 248V250H182L183 252H181V254L178 256L173 255L171 257H167L168 260H167V258H164L165 260L164 259L162 260V264H199V263L200 264H207V263L208 264H223V263L224 264H264V262H263L264 261V223H262V225L259 228V230H261L260 233L259 232L258 233L257 232L247 233L246 236L241 237L242 238L241 244L236 247L237 249L231 247L232 252H230L231 251L230 246H228L229 248L224 247V246H226L225 244H222L223 246L221 245L222 248L220 250L218 249L219 247L218 248L214 247L215 250L213 249V251H212L211 248H213V247H210V248L207 247L209 245L208 242L215 239L214 236H216V234L214 233L215 232L214 229L216 228V226H217V229L220 228V230H219L220 232L221 231L222 232L230 231L231 229L233 230V229L237 228L241 224H244V223L249 224V222H251L253 220L252 217H254V218H255V216L259 217L258 215H260L261 212H259L260 213L259 214L258 212L253 211L254 209L250 206V205L253 206L255 200H251L250 205L247 204L250 207H248L246 205L243 206V207H246V209H245L242 207L237 208V207L233 206L231 203H227V204L222 203L223 199L221 196L216 198L213 201V203L211 202L210 204H207L199 212L195 208L196 206L194 203L192 205H190L192 203L190 201L191 199L189 198V196H190L189 193H191L190 192L191 188L192 187L194 188L195 185L197 184V182L199 183V181H200L199 180L200 179L199 171L203 169L205 172L203 170L202 171L205 174L207 172V165L209 164L208 163L209 160L207 159V161H208L207 162L206 158L203 157V155H202V153L204 151H201ZM245 149H247L248 151H251V152L247 153L248 151ZM62 150H63V153L61 152ZM199 150L202 153H200ZM34 152H39V154L35 153L36 155H38L37 157H34ZM193 153L195 156L193 155ZM29 155H30L31 159L29 158ZM46 155H47V157H46ZM144 155H146V156H144ZM90 156H92L93 158H91ZM182 156L184 158V161L182 160L183 159ZM45 157L47 160L45 159ZM49 157H51V158H49ZM48 158L50 159V161ZM134 158H136L137 160H134ZM58 160H60V161H58ZM86 161H89V162H86ZM206 162L208 164H206V166H205ZM25 165L28 167V168L26 167L27 171L23 170V169H26ZM117 166H118V168H120L119 170H118ZM203 166L206 168V170L204 169ZM41 168H43V169H41ZM38 170H39V173L37 174V176H35L36 173L38 172ZM44 170H46V171H44ZM47 171H48V173H47L48 175H47V177H45L44 175H46L45 173ZM41 172H43V173H41ZM94 173H95V175H94ZM42 174H44V175H42ZM173 174L175 175V173H173ZM180 174H181V176H180ZM39 175L41 176V178H43V177L45 178V179H42L45 182L39 181L41 179V178H39L40 177ZM48 176L49 177L51 176L50 180H49ZM81 176H82V178H81ZM178 176L181 177V180ZM184 176H185V178L187 177L186 180H185ZM35 178H37V179H35ZM47 178H48V181L46 180ZM197 178H198V180H197ZM2 179H4V177L0 173V182L3 184ZM176 179H178V180H176ZM182 179H183V181H182ZM54 180H58L62 184H66V181L69 182V180H71V184L67 183V184H69L68 185L69 187L66 190L67 192L65 193L64 191H57L55 188H53L52 182ZM176 181H177V183H176ZM35 183H36V186H35ZM40 183H42V184H40ZM132 183H131V188L136 186L135 181ZM0 186H1V189H3V185L0 184ZM27 186H26V190H27ZM40 186H41V188H39ZM37 187H38V190H37ZM68 192H70L69 193L70 195L68 194ZM116 194H113V196ZM47 195H48V197H47ZM16 197L19 198L18 195ZM46 197H47V199H46ZM48 198H49V200L51 199L49 201V203L47 201ZM110 199H108V201H106L107 203L105 202L106 203L105 206L107 207L111 203L107 207V209L112 211V212L109 211L108 213H106V212L104 213L105 214V218H104L105 220L103 218L102 219L98 218V216H100V213L103 212V211H98V210L96 211V207L99 204L98 203L99 201L98 202L91 201V202H88L89 204L86 203V204H83L84 206L82 205V210L80 209V211H82L81 214H83V216L87 215L88 217L87 216L85 218L82 217V220L80 218L77 220L75 219L76 221L74 220V223L76 224V227L74 225V228H75V230H76V228H79L80 232H79V230L78 231L76 230V232H78V233L77 234L73 233V235H72V232H75V231H73L74 228L72 226L73 229L71 228V230L70 229L68 230L67 236L64 237L65 238L64 242H66L67 239H70L71 237H73L75 234H76L75 235L76 237L78 235L79 236L76 239H74L73 243H72V241H70L72 238L70 240H68L69 243H71L70 244L71 246H67L68 241L66 243H63L65 245V247H67V248H65V247L62 248V246H61L59 248L60 254L58 253V255H56L57 258L62 259L66 253L65 250H72L73 249L72 251H77L78 253H75L72 251H70L71 252L70 253L68 251L70 253V255H65V259H66V256H67V258L69 257V259L67 261H69V263L71 262V264H85V263H89V262H90L89 264H107L110 261H111L110 264H113L115 262L114 261L115 256L113 254L114 249L111 248V246H110L109 238L107 240L108 242L105 243V245H104V243H101V241L107 237V234L109 231V229H107L108 225L110 226V224L112 223V220L110 219V217H111V215L113 216L115 214V212H114L115 210L112 208L114 206V204H113L114 201H113V199H111V202H110ZM187 199H189V200H187ZM252 202H253V204H251ZM69 205L71 207V204H68V206ZM94 205H96V206H94ZM70 207H68V208H70ZM263 207H264V205H263ZM45 208L47 210H44ZM88 208H89V210H88ZM73 210H74V208L71 207L72 212H73ZM108 210H105V211H108ZM240 210H245V211H241V212H244V214L242 215L243 216L242 219H241L242 216L239 218V217H237L238 215L236 214L237 212H240ZM110 213H112V214H110ZM194 213H197V214H194ZM96 214H97V216H96ZM193 214L196 216H194ZM108 215H109V217H108ZM92 216L95 217L94 218L95 220L93 219ZM197 216H199L200 218L199 217L197 218ZM42 217H43L44 222H46L47 217H45L44 215ZM173 217L175 218V220ZM83 218H84V220H83ZM91 218H92V220H91ZM178 219L181 220L179 223H177L179 221ZM182 219H184V221H182ZM99 220H101V221H99ZM95 221L96 222L99 221L97 223L98 225L96 224ZM110 221H111V223H110ZM91 223H95L96 226H98L94 233H91L94 230L89 232L91 230V228H90L91 226H89L88 224H91ZM167 223L170 225L172 224V225L170 226ZM175 223H177V224L175 225ZM213 227H214V229H213ZM85 228H87V230ZM82 229H83L84 233H86L88 231L90 234H93V235L87 236V234H89V233H87L86 235L85 234L83 235V233H82L80 235V233L82 232ZM5 230H6L5 223L2 219H0V238H8V235L5 236ZM69 233H71L70 238L68 236ZM26 237H27V235L21 236V238H26ZM64 238H63V240H64ZM10 239L12 240V238H10ZM170 239H175V238H170ZM38 243H39L38 240H36L34 242V246L37 249V253L39 255H45V253H46L45 248L40 243L39 244ZM38 245H40V246H38ZM155 245H156V242L151 243V245L147 244L144 247V249H145V251L152 250V248ZM37 246L39 248H37ZM10 247H8V249H7V247L2 245V243L0 241V264H33V262L30 261V259H28L26 256H23L22 254L19 255L21 257V258H19L20 263H16L14 258H12V256L14 255V249L10 248ZM68 247H70V248L68 249ZM223 247H224V249H223ZM61 248L64 251V253H62L63 251L61 250ZM64 248H65V250H64ZM86 249H87V251H86ZM98 249H99V251L97 252ZM234 249L237 250V253ZM233 250L235 252H233ZM72 253H73V255H72ZM228 253L230 255H231V253H236V256L232 258V256H234V254H232V256L229 259ZM61 256H62V258H60ZM129 256H128L129 261H132L134 259V257L132 255H129ZM135 264H140V263H139V261H137V262H135ZM141 264H144V263H141Z\"/></svg>",
	"mask_w": 264,
	"mask_h": 264
}]
</instances>
